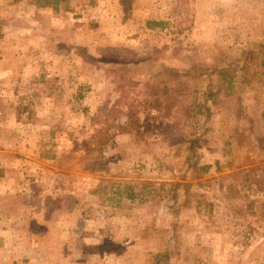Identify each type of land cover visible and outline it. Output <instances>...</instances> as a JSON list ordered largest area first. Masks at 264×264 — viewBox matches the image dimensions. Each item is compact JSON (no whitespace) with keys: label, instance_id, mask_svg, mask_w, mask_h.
I'll return each mask as SVG.
<instances>
[{"label":"rangeland","instance_id":"obj_1","mask_svg":"<svg viewBox=\"0 0 264 264\" xmlns=\"http://www.w3.org/2000/svg\"><path fill=\"white\" fill-rule=\"evenodd\" d=\"M0 264H264V0H0Z\"/></svg>","mask_w":264,"mask_h":264},{"label":"trees","instance_id":"obj_2","mask_svg":"<svg viewBox=\"0 0 264 264\" xmlns=\"http://www.w3.org/2000/svg\"><path fill=\"white\" fill-rule=\"evenodd\" d=\"M35 1L38 2L39 6H41V7H49V8H52L53 10L57 11L59 9L60 3H64V2L66 3L67 0H35ZM146 25H147L148 29L153 30L157 27L158 28L161 27L163 25V23L157 22V21H148ZM247 72H248L247 66L245 65L244 68L241 69L242 82L245 85L249 86L250 88H253V84H251L252 79L246 78ZM232 76H233V73H231L229 70L221 69L217 72V74L215 76V80L223 83V82H226ZM221 87L222 86L220 85L219 87L214 89V88H212L211 85H208L206 93H205L206 101H211V103L217 104L219 101L218 95H219V92L221 91Z\"/></svg>","mask_w":264,"mask_h":264}]
</instances>
